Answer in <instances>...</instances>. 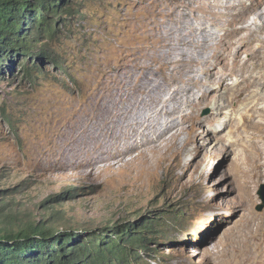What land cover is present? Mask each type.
I'll use <instances>...</instances> for the list:
<instances>
[{"label":"rangeland","instance_id":"374dc122","mask_svg":"<svg viewBox=\"0 0 264 264\" xmlns=\"http://www.w3.org/2000/svg\"><path fill=\"white\" fill-rule=\"evenodd\" d=\"M169 3L69 0L59 33L44 42L49 44L51 59H30L31 65L40 67L34 80L25 77L22 57L16 63L13 56L5 61V72L0 73V222L4 228L40 224L54 232H86L126 222L144 225L159 218L165 226L145 250L139 249L140 264H239L243 260L245 240L252 236L248 218L264 216V180L251 176L248 133L252 131H233L229 121L240 119L242 100L232 104L218 122L198 124L213 115L215 101L202 100L205 88L193 85L187 106L170 105L181 124L178 136L167 147L164 143L161 152H151L154 143L146 144L140 134L135 138L131 130L135 136L130 140L123 136L117 146L123 150L128 142L138 143L134 152L113 157L108 153L98 159L102 152L92 137L104 120L99 106L114 94L123 73L140 72L136 65L149 64L154 45L146 43L142 26L155 18L154 11L170 9ZM255 18L250 16V22ZM182 20L199 24L194 18ZM208 34V43H214L224 32L213 27ZM41 46L37 48L42 50ZM194 52L189 49V55ZM210 53L205 46L199 56L203 59ZM158 67H153L150 78L165 87V73ZM232 67L230 60L223 64L229 86L241 80L230 76ZM195 69L198 79L202 69ZM147 111L134 110L131 116L139 115L142 124L153 115L151 108ZM146 132L152 134L146 130L144 136Z\"/></svg>","mask_w":264,"mask_h":264},{"label":"bare ground","instance_id":"6f19581e","mask_svg":"<svg viewBox=\"0 0 264 264\" xmlns=\"http://www.w3.org/2000/svg\"><path fill=\"white\" fill-rule=\"evenodd\" d=\"M169 4L170 9L161 12L154 11L155 18L150 17L143 23L142 35L145 37L146 43L152 41L154 45L150 50L149 64L136 65L135 69L140 72L135 70L123 73L124 77L119 79L120 82L114 94L112 96L109 95L110 98H105V101L102 100V104L99 106L103 110L104 120L102 125H99L98 134L92 137L97 150L102 152V156L98 159H105L107 156L104 155L108 153L111 154L109 157H113L118 154L121 156L125 151H132L138 143L132 142L133 144H130L128 142L123 150H120V146H117V140L120 141L123 136L129 140L135 136L130 133L131 130L136 135L140 134L145 137L146 144L154 143L150 147L151 152H161L164 143H166L164 147H167L178 136L181 124L176 122L178 118L175 117V110L170 111V105L186 103L187 106L192 90L190 88L193 85H197L205 88V91L200 94L202 100H205V102L215 101H213V115L207 119H200L198 124L218 122L219 120L217 119L232 104L239 100L244 102L240 119L230 117L229 121L234 125L233 131L241 128L244 129L245 133L252 131L251 134L248 133L249 150L252 154L251 160H253L251 176L255 181H263L264 21L261 18L264 13V0H170ZM250 16L256 17L253 23L250 22ZM184 17L194 18L195 22H199V24L183 21L182 18ZM213 27L217 31H223L224 35L217 36L216 42L208 43V33ZM201 36H204V38H201ZM205 46L206 50H211V53L202 59L199 55ZM190 48L195 49L193 55H189ZM243 54H246L247 58L244 59ZM228 60L232 61L234 66L232 71L230 70V76L241 77L240 82L237 81L238 83H233L232 86L227 85L229 72L223 71V64L228 62ZM156 66H160L157 69L162 68L159 71H162L163 74L165 73L164 79L167 84L165 87L162 85L156 86L150 78V72ZM195 67L202 69L203 75L198 79H195ZM225 68L227 67L225 66ZM179 84L180 86H178ZM224 92L226 93L223 94ZM161 94L164 97L160 96ZM148 108H151L153 115L149 117L150 120L142 123L143 125L138 121L139 115L137 116L136 114L135 118L131 116L134 110L146 111L147 113ZM139 119L141 120V118ZM160 126L163 127V130L160 129ZM146 130H149L152 134L146 132L144 136L143 133L145 134ZM220 131L217 130L215 133ZM82 135L84 134L82 133ZM138 135L135 138H138ZM157 141H162V143L157 144ZM114 149L115 152H111ZM150 151L149 153H151ZM81 158L84 159L83 157ZM237 160L239 163L242 162V158H237ZM127 162L130 161L128 160ZM247 225L249 230L252 231V236L245 240V254L239 264H264V216L252 215L248 218Z\"/></svg>","mask_w":264,"mask_h":264},{"label":"trees","instance_id":"16d2710c","mask_svg":"<svg viewBox=\"0 0 264 264\" xmlns=\"http://www.w3.org/2000/svg\"><path fill=\"white\" fill-rule=\"evenodd\" d=\"M68 4L69 0H0V73L5 72L7 59L13 56L16 63L22 57L25 77L35 79L40 67L35 62L31 65L30 59H51L49 44L44 42L59 33ZM160 220L151 218L144 225L126 222L86 232H54L40 224L12 230L0 222V264H140V250L162 233L165 225Z\"/></svg>","mask_w":264,"mask_h":264}]
</instances>
